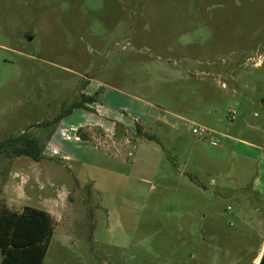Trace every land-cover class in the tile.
Instances as JSON below:
<instances>
[{
    "label": "rangeland",
    "instance_id": "374dc122",
    "mask_svg": "<svg viewBox=\"0 0 264 264\" xmlns=\"http://www.w3.org/2000/svg\"><path fill=\"white\" fill-rule=\"evenodd\" d=\"M23 133L41 158L0 151V208L50 213L43 264H250L264 0H0V142Z\"/></svg>",
    "mask_w": 264,
    "mask_h": 264
},
{
    "label": "trees",
    "instance_id": "16d2710c",
    "mask_svg": "<svg viewBox=\"0 0 264 264\" xmlns=\"http://www.w3.org/2000/svg\"><path fill=\"white\" fill-rule=\"evenodd\" d=\"M97 95V93H96ZM95 96H82L73 107H84L85 101H95ZM71 110L62 111L54 121H60ZM50 123V122H49ZM137 133L148 139L158 141L155 134L144 131L140 123L135 125ZM79 136L86 138L82 129ZM12 150L16 155H26L40 160L42 149L38 141L26 137L25 133L9 137L0 142V151ZM54 234L53 218L42 208L24 206L20 212L2 206L0 208V264H43ZM264 263V255L261 264Z\"/></svg>",
    "mask_w": 264,
    "mask_h": 264
},
{
    "label": "crops",
    "instance_id": "0c3cea01",
    "mask_svg": "<svg viewBox=\"0 0 264 264\" xmlns=\"http://www.w3.org/2000/svg\"><path fill=\"white\" fill-rule=\"evenodd\" d=\"M80 108H83V107H75L71 110V113H74L77 109H80ZM65 117H63L62 121H64ZM163 118V121L168 125L170 126L171 128H174V129H177V125L176 123H174L172 121V119H169L168 117L166 116H162ZM183 117H181L182 119ZM138 121L141 123V124H145L142 119H138ZM157 121H162L160 119H157ZM84 128V127H83ZM90 128V127H89ZM88 127H86V129H89ZM82 129V128H80ZM79 130V129H78ZM240 143L244 144L245 146L247 147H254V148H257V145L255 143H252L250 141H247L246 139H241L240 140ZM254 193H262V190L261 187H258L256 185H251V187H249ZM262 197V196H261ZM260 203H261V206L259 207H255V212L259 214L260 218H259V221L257 223V226H258V233H259V238L261 240L257 250H256V253L254 254L252 260H251V263L250 264H261V261H262V258H263V255H264V200H263V197L260 198ZM263 202V203H262ZM263 213V214H262ZM263 215V216H262ZM201 264V263H199ZM264 264V263H263Z\"/></svg>",
    "mask_w": 264,
    "mask_h": 264
},
{
    "label": "built area",
    "instance_id": "2783aa9c",
    "mask_svg": "<svg viewBox=\"0 0 264 264\" xmlns=\"http://www.w3.org/2000/svg\"><path fill=\"white\" fill-rule=\"evenodd\" d=\"M229 119L231 121L235 119V111L234 110L229 115ZM182 120H184V119L182 118ZM190 129H191V132L193 134H195L196 136H198L199 138L208 139V140H210V142L212 144L217 143L215 138L212 136V133H213L212 129H209V128L202 126V125H198V124L193 123V122H191Z\"/></svg>",
    "mask_w": 264,
    "mask_h": 264
}]
</instances>
